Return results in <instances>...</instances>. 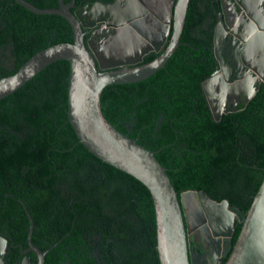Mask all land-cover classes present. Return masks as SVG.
Here are the masks:
<instances>
[{
  "label": "trees",
  "instance_id": "obj_1",
  "mask_svg": "<svg viewBox=\"0 0 264 264\" xmlns=\"http://www.w3.org/2000/svg\"><path fill=\"white\" fill-rule=\"evenodd\" d=\"M26 1L59 6L58 0ZM114 1L76 0L72 11ZM219 10L218 0H191L166 66L140 82L106 87L101 103L118 130L156 151L179 194L205 191L246 214L264 179V85L247 105L214 120L202 83L218 68ZM72 42L62 16L0 0V79L39 51ZM69 75V62L57 61L0 100V234L19 245L17 254L26 249L28 211L33 243L48 250L46 264H98L97 247L109 264H160L151 193L81 143L68 117Z\"/></svg>",
  "mask_w": 264,
  "mask_h": 264
},
{
  "label": "water",
  "instance_id": "obj_2",
  "mask_svg": "<svg viewBox=\"0 0 264 264\" xmlns=\"http://www.w3.org/2000/svg\"><path fill=\"white\" fill-rule=\"evenodd\" d=\"M15 1L36 14L62 16L73 30V42L39 51L17 73L2 77L0 100L20 89L47 66L60 60L69 62V121L81 143L95 156L133 176L149 189L155 209L156 248L160 264H200L195 257L192 236L203 237L206 246L214 245L216 253L207 263L219 264L222 241L232 238L235 233L238 213L232 210L228 200H213L205 191L189 190L179 194L167 168L156 158V151L118 130L105 117L101 103L106 87L140 82L166 66L180 45L191 0L100 2L87 6L90 10L85 13V18L72 11L76 0L70 3L58 0L56 8H38L26 0ZM239 1L244 15L251 19L241 26L250 28L245 37L249 43L247 50L251 52H245L243 58L252 70L245 78L233 82L226 76L227 69L223 68V72L213 74L202 83L203 94L216 121H220L224 113L237 111L238 103L247 105L264 79V57L256 60L257 53L264 50V0ZM154 16H161L163 25L160 28L149 18ZM98 21L104 22V30L114 32L100 52L94 43L88 41L86 32ZM221 30L220 25L214 37L215 56L219 61L225 42ZM152 50L161 51V55L132 66L142 62L143 56ZM27 214L30 220L28 250L37 254L38 264H45L48 251L43 252L34 245V224L28 211ZM2 245H6V240H2ZM223 257H226L223 264H264V179L244 214L230 254ZM0 264H5L1 251ZM22 264L32 263L25 258Z\"/></svg>",
  "mask_w": 264,
  "mask_h": 264
},
{
  "label": "flooded vegetation",
  "instance_id": "obj_3",
  "mask_svg": "<svg viewBox=\"0 0 264 264\" xmlns=\"http://www.w3.org/2000/svg\"><path fill=\"white\" fill-rule=\"evenodd\" d=\"M218 1H220V10L216 16V24H215V28L213 32L214 33L213 35L214 55H215L214 37L220 25L222 26L221 33L222 35L224 34L223 36L225 37L224 39L225 42L223 45L222 52L220 53L221 60L219 61L218 59H216L218 68L213 74L217 72H223V68L227 69L226 76L229 77L233 82H235V81L245 78L247 75L251 73V70H252L248 65L249 62H247L243 58V54L245 52L248 54H250L251 52V50H247V46L249 43L247 42L248 37H245V35H247V33L249 32L250 28L249 27L243 28V26H241L243 23L248 24L251 19L249 16L247 17V15H244L243 13L244 8L242 7V2H240L239 0H218ZM96 3H100V2H96ZM92 4H95V3H88L84 6L77 7L75 9V12H77L79 15H83L85 18V13L90 10V8H87V6L92 5ZM105 4H111V3H105ZM263 9H264V6H263ZM172 15H173V12H172ZM263 17H264V13H263ZM149 18L154 21L157 28H160V26L163 25L162 23L163 21L160 19L161 16H154V17H149ZM150 23L152 22L150 21ZM104 25H105L104 22L98 21L92 28L86 29V32L88 34L87 39L88 41L94 43V47L96 48L97 52H100V49L104 45L107 44V41L108 42L110 41L109 36L111 34L114 35V32L112 30H109V29L104 30L103 29ZM239 25L241 27H239ZM98 32H100V34H98ZM169 41H170V34L168 36V42ZM160 55H161V51H153V50L149 51L147 54H145V56H143L142 62H139L132 66H136V65H140V64H144L146 62L152 61L153 59L157 58ZM263 57H264V50L259 51L256 55V60H260ZM253 74L256 75L255 72H253ZM262 85H264V79H262V81L260 82L259 87H261ZM239 104L240 103H238V105ZM233 106L234 105L230 107H233ZM238 209L239 208L232 206V210L236 214L238 213V217H239L238 219H236L235 229H236V226H240L242 224L243 217H244V213L240 209L239 210ZM1 236L3 237H0V251L2 253V260L5 264H22L25 258H28L32 264H38V256L35 252L28 250L29 246L26 249L21 248L19 250L20 252L17 254L16 251L19 248V245L17 246L14 243H12L11 242L12 240H10V237H5L3 234ZM233 236L232 238L225 239L222 241V246H221L222 257L219 260V264L224 263L226 257H223V256H226V255L228 256L230 254L234 246ZM96 239L98 241L101 240L100 237H96ZM2 240H6V245H2ZM191 240L194 245L195 257L200 261V264H208L207 260L211 259V255H215L216 253V248L214 247V245L210 243V244H207L208 246H206V243L203 237H193L192 236ZM26 250L28 252L24 255L23 252ZM47 251L48 250L43 251V252H47ZM93 254L98 259V264H109L105 261L103 254L101 252V248L97 247ZM65 257L67 259L68 256L65 255ZM205 257H207L208 259ZM61 264H71V263L64 260L61 262Z\"/></svg>",
  "mask_w": 264,
  "mask_h": 264
}]
</instances>
